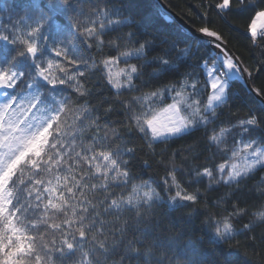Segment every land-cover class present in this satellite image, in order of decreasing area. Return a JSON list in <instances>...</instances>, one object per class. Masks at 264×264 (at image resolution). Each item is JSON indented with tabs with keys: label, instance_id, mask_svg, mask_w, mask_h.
<instances>
[{
	"label": "snow or ice",
	"instance_id": "snow-or-ice-1",
	"mask_svg": "<svg viewBox=\"0 0 264 264\" xmlns=\"http://www.w3.org/2000/svg\"><path fill=\"white\" fill-rule=\"evenodd\" d=\"M136 2L0 0V264L260 256L264 0ZM244 17L250 64L229 47Z\"/></svg>",
	"mask_w": 264,
	"mask_h": 264
},
{
	"label": "trees",
	"instance_id": "trees-1",
	"mask_svg": "<svg viewBox=\"0 0 264 264\" xmlns=\"http://www.w3.org/2000/svg\"><path fill=\"white\" fill-rule=\"evenodd\" d=\"M158 1L157 0H137L136 6L132 8V12L135 14L137 12H143L147 10L151 5L156 4ZM173 4L179 5V8L173 9V11H180L181 8L186 9L187 7L191 6L193 11H197L196 9V4L198 3V0H172ZM199 21H197L198 23ZM220 23L221 28H224V25L222 22L217 21ZM165 21L163 19L159 20V26L163 27L165 25ZM246 23V17L244 18H238L232 22V39L229 43V47L233 49L234 52H236L238 55L242 56V58L245 60L246 63H252V61L249 59V54L247 50V45L249 44V41L242 35L243 33V27ZM239 29V31H237ZM225 33L227 35V29L225 28ZM95 81L93 80V83ZM105 96L109 97L110 99L112 98L110 93L105 90L104 93ZM100 99V97H93V102H96V100ZM115 119V117H113ZM197 138H202V131H198L196 133H193L191 137H186L184 140H176L173 142H170L168 145H157L156 150L160 151L161 148H167L169 152L180 149L182 146H185L187 144L193 143V141ZM137 143H141L137 139ZM202 147V145H201ZM200 148L197 149L199 151ZM208 155V153H204V155L201 156L200 160L198 163H206L204 156ZM143 156L142 153L138 154V158L136 161L133 162V171L134 173H139L143 175L145 178H147L148 175H151L155 172V174L159 175L160 172L155 168V165H153V169H144L140 163V158ZM180 162V158H177V163ZM251 183V181H249ZM203 188V186H201ZM226 189L220 188V189H215L212 191H209L207 193V197L209 200L215 199L219 195H221ZM264 227V226H261ZM259 233V229L257 230ZM258 249L257 251L260 252V256H256L252 254L251 248H249V254L252 256V260L255 264V262L261 258H264V244H261L259 241H257Z\"/></svg>",
	"mask_w": 264,
	"mask_h": 264
},
{
	"label": "bare ground",
	"instance_id": "bare-ground-1",
	"mask_svg": "<svg viewBox=\"0 0 264 264\" xmlns=\"http://www.w3.org/2000/svg\"><path fill=\"white\" fill-rule=\"evenodd\" d=\"M158 1V0H157Z\"/></svg>",
	"mask_w": 264,
	"mask_h": 264
}]
</instances>
